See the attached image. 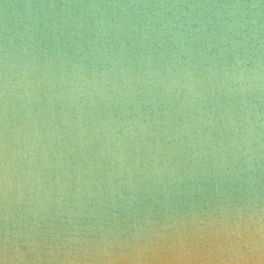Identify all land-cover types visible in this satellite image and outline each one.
Listing matches in <instances>:
<instances>
[{
	"label": "water",
	"instance_id": "water-1",
	"mask_svg": "<svg viewBox=\"0 0 264 264\" xmlns=\"http://www.w3.org/2000/svg\"><path fill=\"white\" fill-rule=\"evenodd\" d=\"M0 264H264V0H0Z\"/></svg>",
	"mask_w": 264,
	"mask_h": 264
}]
</instances>
